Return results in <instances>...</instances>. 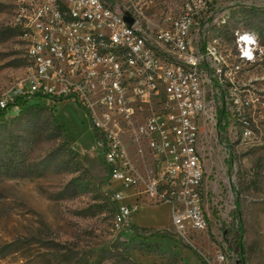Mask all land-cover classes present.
<instances>
[{
  "label": "rangeland",
  "instance_id": "374dc122",
  "mask_svg": "<svg viewBox=\"0 0 264 264\" xmlns=\"http://www.w3.org/2000/svg\"><path fill=\"white\" fill-rule=\"evenodd\" d=\"M113 1L133 3L150 27L167 26L185 4L197 2ZM204 1L196 6L195 27L215 47L228 102L224 129L203 139L206 229L177 236L166 203L149 202L140 184L107 177L84 110L70 99L32 95L0 116V164L11 156H5L11 140L22 159L8 173L0 165V264H218L215 254L224 247L228 261L242 255L243 264H264V0ZM15 2L0 0V100L25 73ZM240 33L256 37L249 61L237 57ZM35 104L40 108L25 109ZM131 127L122 126V142L141 171ZM243 127L250 130L246 137ZM121 205L136 208L117 223ZM238 232L242 254L232 247Z\"/></svg>",
  "mask_w": 264,
  "mask_h": 264
},
{
  "label": "built area",
  "instance_id": "2783aa9c",
  "mask_svg": "<svg viewBox=\"0 0 264 264\" xmlns=\"http://www.w3.org/2000/svg\"><path fill=\"white\" fill-rule=\"evenodd\" d=\"M196 1L167 26L150 27L133 3L16 0L25 73L0 100L3 105L39 94L74 102L100 135L96 142L109 178L140 184L149 202L166 203L171 227L182 238L206 229L203 139L216 134L217 109L228 103L215 47L200 40L195 27L196 6L205 4ZM244 34L236 36L237 57L249 61L246 54L253 59L257 41L241 39ZM122 126H132L129 142L142 158L141 171L122 142ZM249 133L240 130L241 137ZM135 208L118 207L116 222ZM225 249L217 250V263L239 264L237 256L227 260Z\"/></svg>",
  "mask_w": 264,
  "mask_h": 264
},
{
  "label": "trees",
  "instance_id": "16d2710c",
  "mask_svg": "<svg viewBox=\"0 0 264 264\" xmlns=\"http://www.w3.org/2000/svg\"><path fill=\"white\" fill-rule=\"evenodd\" d=\"M17 33H19L17 31ZM34 95H39V94H34ZM30 97H26L23 95H18L15 96L11 101H6L4 102L3 105H0V116H3L6 112V110L12 106H24L27 104V101ZM62 98H53V100L57 101L60 100ZM30 107H38L40 108V106L35 105H27L25 109H29ZM227 115V111L223 108H218L217 109V123L219 125V128L221 127L222 129H224V126H220V122L222 120L225 119ZM55 127H58V125ZM92 130L94 132L95 135V139L96 141H99V133L95 130L94 127H92ZM8 153H11V156H7L5 161H3L0 165L2 167H4V169H2V171L4 173H8V171L13 170V169H17L21 163H22V159L18 156L19 152H18V148L15 145V142L13 140L9 141L7 144V147L5 148V156L8 155ZM4 157V156H3ZM21 161V162H20ZM107 171V177H110V172L108 170V168H106ZM232 247L236 250L237 253L242 254V248H241V242H240V233H233L232 234ZM239 259V264H243V259H242V255L238 256ZM199 264H207L204 260H200Z\"/></svg>",
  "mask_w": 264,
  "mask_h": 264
},
{
  "label": "clouds",
  "instance_id": "9594fccd",
  "mask_svg": "<svg viewBox=\"0 0 264 264\" xmlns=\"http://www.w3.org/2000/svg\"><path fill=\"white\" fill-rule=\"evenodd\" d=\"M241 39L255 43L256 37L254 34H247L246 33L241 37ZM246 55H247V59H252V56L250 54H246Z\"/></svg>",
  "mask_w": 264,
  "mask_h": 264
},
{
  "label": "water",
  "instance_id": "95a60500",
  "mask_svg": "<svg viewBox=\"0 0 264 264\" xmlns=\"http://www.w3.org/2000/svg\"><path fill=\"white\" fill-rule=\"evenodd\" d=\"M124 19L126 20L127 23H131L132 22V19L128 16H125Z\"/></svg>",
  "mask_w": 264,
  "mask_h": 264
}]
</instances>
